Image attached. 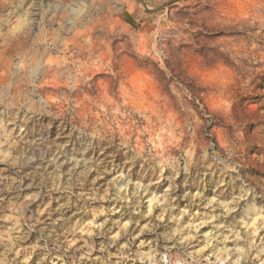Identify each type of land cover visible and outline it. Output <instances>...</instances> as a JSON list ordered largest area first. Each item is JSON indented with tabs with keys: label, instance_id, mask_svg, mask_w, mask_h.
<instances>
[{
	"label": "clouds",
	"instance_id": "clouds-1",
	"mask_svg": "<svg viewBox=\"0 0 264 264\" xmlns=\"http://www.w3.org/2000/svg\"><path fill=\"white\" fill-rule=\"evenodd\" d=\"M259 85L264 0H0V264H264Z\"/></svg>",
	"mask_w": 264,
	"mask_h": 264
},
{
	"label": "rangeland",
	"instance_id": "rangeland-1",
	"mask_svg": "<svg viewBox=\"0 0 264 264\" xmlns=\"http://www.w3.org/2000/svg\"><path fill=\"white\" fill-rule=\"evenodd\" d=\"M195 70L200 72V69H199L198 66H195ZM200 75H201V78L205 81V84L203 85V87L211 88L215 84V82H216L215 73H212V72H207V73L206 72H200ZM220 86L223 87V88H228L230 85L227 82V80H223V81L220 82ZM259 86L264 87V85H259ZM255 99H259V97H256Z\"/></svg>",
	"mask_w": 264,
	"mask_h": 264
}]
</instances>
